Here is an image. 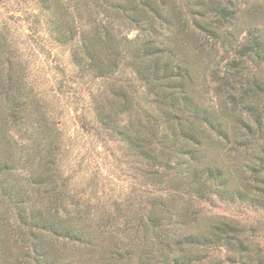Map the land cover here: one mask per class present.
<instances>
[{"label": "trees", "instance_id": "obj_1", "mask_svg": "<svg viewBox=\"0 0 264 264\" xmlns=\"http://www.w3.org/2000/svg\"><path fill=\"white\" fill-rule=\"evenodd\" d=\"M180 1H184L181 6L175 0H36L49 34L58 43L70 44L77 66L93 79L110 83L107 98L111 101H106L101 113L93 114L94 121L115 135L139 163L151 170L164 168L175 178L177 189L186 190L190 197L213 195L264 208V80L250 77L246 65L251 61L254 73L258 68L264 73V36L249 28L242 43L233 41L234 0ZM130 27L138 31L134 40L125 34ZM234 46V57L219 67L215 63L219 48L227 55ZM8 53L1 44L0 226L5 212L14 211L20 243L34 229L78 238L81 227L59 202L52 185L54 158L37 157L50 149L51 142L41 137L39 125L28 131L24 89L11 79ZM123 68L131 71L133 80H114ZM198 71L217 82L213 91L218 114L201 101L195 83ZM8 132L27 139L26 157L12 152L15 141H4ZM7 143L10 152L4 149ZM211 146L232 162L245 158L238 181L229 172L231 164L217 165L209 154ZM19 166L28 170L29 185L48 190L47 201L39 209L29 206L20 181L13 179ZM157 214H152L154 229L163 228L164 219ZM195 228L192 233L175 231L163 237L170 257L161 264H197L192 252L204 249L225 250L234 264H263V251L234 222ZM38 255L34 264H54L45 253Z\"/></svg>", "mask_w": 264, "mask_h": 264}, {"label": "rangeland", "instance_id": "obj_2", "mask_svg": "<svg viewBox=\"0 0 264 264\" xmlns=\"http://www.w3.org/2000/svg\"><path fill=\"white\" fill-rule=\"evenodd\" d=\"M175 2L180 6L184 3ZM234 4L237 21L232 27L233 41L242 43L249 28L264 36V0H234ZM137 33L133 27L125 31L128 40H134ZM1 44L9 52L11 79L24 89L28 131L39 125L41 137L51 142L50 149L38 152L37 157L54 158L52 185L82 234L71 239L34 229L27 231L25 243H20L15 233V213L5 212L0 226V264H20L23 258L24 264H34L38 254L44 253L54 264H161L170 257L165 250V235L192 233L199 225L224 220L237 224L264 254V208L213 195L190 197L186 190L177 189L175 178L164 168L151 170L139 163L115 135L94 121L93 114L101 113L106 101H111L107 98L110 83L93 79L77 66L70 44L58 43L49 34L36 0H0ZM234 50L235 46L226 55L219 48L215 63L221 67L234 57ZM246 65L251 69L250 77L264 80L261 68L254 73L252 62ZM198 72L195 83L201 101L218 114L219 101L213 91L217 82ZM119 78L133 80V75L123 68L115 73L114 80ZM232 120L231 129L235 127ZM4 136V141L17 143L12 151L8 142L6 151L26 157V138L9 132ZM211 147L209 154L217 165L231 164L229 172L238 181L245 170V158L232 162L217 146ZM29 155L33 158L34 153ZM155 171L157 175H153ZM28 173L16 167L13 179L20 181L29 206L39 209L43 200L47 201L44 192L48 190L29 185ZM152 214L161 215L163 228L154 229ZM192 255L197 264H234L225 250H197Z\"/></svg>", "mask_w": 264, "mask_h": 264}]
</instances>
